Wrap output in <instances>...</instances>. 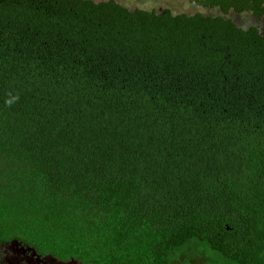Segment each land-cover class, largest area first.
I'll return each mask as SVG.
<instances>
[{
    "label": "trees",
    "instance_id": "obj_1",
    "mask_svg": "<svg viewBox=\"0 0 264 264\" xmlns=\"http://www.w3.org/2000/svg\"><path fill=\"white\" fill-rule=\"evenodd\" d=\"M188 2L0 0V248L264 264V0Z\"/></svg>",
    "mask_w": 264,
    "mask_h": 264
},
{
    "label": "rangeland",
    "instance_id": "obj_2",
    "mask_svg": "<svg viewBox=\"0 0 264 264\" xmlns=\"http://www.w3.org/2000/svg\"><path fill=\"white\" fill-rule=\"evenodd\" d=\"M106 1V0H93ZM117 3L129 9H146L162 11L169 9L172 13L194 14L201 12L204 14H220L218 9L195 7L188 0H114ZM228 17L231 18L239 27L247 28L250 26H260L261 21L250 13L236 14L230 12ZM0 264H54L50 261L41 259L30 248L24 247L17 242L4 245L0 248Z\"/></svg>",
    "mask_w": 264,
    "mask_h": 264
}]
</instances>
